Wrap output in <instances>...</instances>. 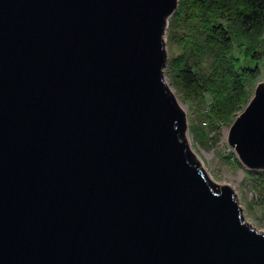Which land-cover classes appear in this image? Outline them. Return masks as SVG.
<instances>
[{
  "label": "water",
  "instance_id": "obj_1",
  "mask_svg": "<svg viewBox=\"0 0 264 264\" xmlns=\"http://www.w3.org/2000/svg\"><path fill=\"white\" fill-rule=\"evenodd\" d=\"M177 0H0V264H264L163 77ZM264 166V80L229 125Z\"/></svg>",
  "mask_w": 264,
  "mask_h": 264
},
{
  "label": "rangeland",
  "instance_id": "obj_2",
  "mask_svg": "<svg viewBox=\"0 0 264 264\" xmlns=\"http://www.w3.org/2000/svg\"><path fill=\"white\" fill-rule=\"evenodd\" d=\"M177 5L178 1L176 7ZM186 14H180L181 22L175 27L167 28L166 24L163 34L166 50L163 77L178 105L186 113L184 135L194 158L217 185L227 182L233 187L243 218L264 231V174H262L264 166H245L238 158L234 145L227 140L229 125L252 97L258 82L264 80V40L254 57L253 54L246 52L248 39L236 35L229 17L215 15L214 20L225 27L233 37L230 52L239 70L247 67L254 69L242 74L245 101L237 106L228 119L211 120L208 115L206 116L211 107L210 94L204 91L201 97L198 92L194 93L195 95L190 92L187 96V91L179 82V55H187L190 49L189 40H201L204 34L203 22L191 16L185 19ZM188 62L192 70L207 72L211 69L214 58L212 53L206 51L196 57L189 56Z\"/></svg>",
  "mask_w": 264,
  "mask_h": 264
},
{
  "label": "trees",
  "instance_id": "obj_3",
  "mask_svg": "<svg viewBox=\"0 0 264 264\" xmlns=\"http://www.w3.org/2000/svg\"><path fill=\"white\" fill-rule=\"evenodd\" d=\"M178 5L172 11L167 28L179 24L180 14L198 18L203 22L204 34L201 40H189V53L179 55L178 76L186 95L204 91L211 96L208 115L213 119H228L237 106L245 101L242 74L249 73L253 67L239 70L232 53V35L218 24L215 15H226L236 30V35L245 37L249 43L246 52H258L264 40V0H177ZM184 39V38H183ZM213 54L214 62L207 72L191 69L189 56L196 57L203 52ZM195 95V94H194ZM195 129V126L192 125ZM262 174H264L262 172Z\"/></svg>",
  "mask_w": 264,
  "mask_h": 264
}]
</instances>
